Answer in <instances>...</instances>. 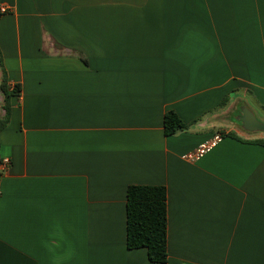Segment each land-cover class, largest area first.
I'll return each mask as SVG.
<instances>
[{"label":"crops","instance_id":"crops-1","mask_svg":"<svg viewBox=\"0 0 264 264\" xmlns=\"http://www.w3.org/2000/svg\"><path fill=\"white\" fill-rule=\"evenodd\" d=\"M0 4L20 85L0 131V264H264V136L236 120L245 104L264 122V0ZM168 110L187 127L167 136ZM131 184L166 188L165 263L126 247Z\"/></svg>","mask_w":264,"mask_h":264},{"label":"trees","instance_id":"trees-1","mask_svg":"<svg viewBox=\"0 0 264 264\" xmlns=\"http://www.w3.org/2000/svg\"><path fill=\"white\" fill-rule=\"evenodd\" d=\"M80 58H82L79 55ZM84 61L85 59L82 58ZM0 92L2 94L3 114L0 116V131L6 126L10 111V99L20 91V85L10 87L3 67L0 52ZM226 98L220 101L224 105ZM187 127L173 110H168L163 116V130L165 135H172ZM224 135V133H223ZM225 135L236 137L228 132ZM264 145V139L252 140ZM167 195L163 185L131 184L126 188V247L128 249L146 248L151 262L165 263L168 259L167 251Z\"/></svg>","mask_w":264,"mask_h":264},{"label":"built area","instance_id":"built-area-1","mask_svg":"<svg viewBox=\"0 0 264 264\" xmlns=\"http://www.w3.org/2000/svg\"><path fill=\"white\" fill-rule=\"evenodd\" d=\"M8 12H9V9L5 5L0 4V14H5ZM222 137H223L222 132H219V131L215 132L209 140L200 143L199 145L196 146V148L185 153L183 155V158H185L186 160H189V161L197 160L203 154L208 152L213 146H215V144L217 142H219ZM9 166H10V159L9 158H7V157L0 158V176L5 171H7Z\"/></svg>","mask_w":264,"mask_h":264},{"label":"water","instance_id":"water-1","mask_svg":"<svg viewBox=\"0 0 264 264\" xmlns=\"http://www.w3.org/2000/svg\"><path fill=\"white\" fill-rule=\"evenodd\" d=\"M238 127L245 132L264 133V123L261 122L255 113L245 104L240 107V114L236 116Z\"/></svg>","mask_w":264,"mask_h":264},{"label":"rangeland","instance_id":"rangeland-1","mask_svg":"<svg viewBox=\"0 0 264 264\" xmlns=\"http://www.w3.org/2000/svg\"><path fill=\"white\" fill-rule=\"evenodd\" d=\"M0 96L2 97V94L0 92ZM2 100L0 99V116L3 114V109H2ZM261 121V120H260ZM262 122V121H261ZM264 123V122H263ZM256 134H262L264 136V133H261V132H257L256 131Z\"/></svg>","mask_w":264,"mask_h":264}]
</instances>
